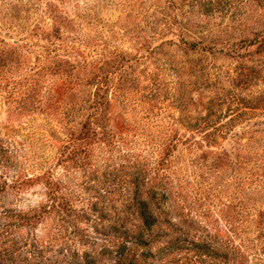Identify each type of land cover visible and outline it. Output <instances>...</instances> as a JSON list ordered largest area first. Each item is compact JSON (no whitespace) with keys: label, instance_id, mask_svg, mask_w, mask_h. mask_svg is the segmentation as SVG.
Returning a JSON list of instances; mask_svg holds the SVG:
<instances>
[{"label":"rangeland","instance_id":"obj_1","mask_svg":"<svg viewBox=\"0 0 264 264\" xmlns=\"http://www.w3.org/2000/svg\"><path fill=\"white\" fill-rule=\"evenodd\" d=\"M17 5L0 4L9 56L0 57V137L9 173L33 183L44 172L60 177L67 159L79 196L71 212L16 228L15 215L37 207L44 188L1 193L4 261L74 264L83 252L112 264L99 248L109 244L110 226L144 222L131 202L142 190L156 223L149 264H264V54L240 63L179 45L139 50L134 35L148 33L128 0H74L73 29L58 33L42 7ZM99 96L110 103L106 112L94 104L101 99L93 102ZM175 240L178 247L166 249ZM200 241L216 251H196L190 243Z\"/></svg>","mask_w":264,"mask_h":264},{"label":"trees","instance_id":"obj_2","mask_svg":"<svg viewBox=\"0 0 264 264\" xmlns=\"http://www.w3.org/2000/svg\"><path fill=\"white\" fill-rule=\"evenodd\" d=\"M17 2V7L14 10L24 9V6L42 7L44 17L52 21L53 28L58 30L66 27L72 28L73 17H70L69 6L74 0H0V4ZM77 1V0H75ZM87 1V0H86ZM133 5H138L140 8L136 11L137 25L141 26L143 31L148 35H134L133 41L138 46V49H160L164 46L179 45L187 50L201 51L208 54L212 59L228 58L231 60L241 62L251 61L256 54H264V0H128ZM78 4V2H75ZM14 13L13 9L9 11ZM14 25V24H13ZM74 25V24H73ZM17 28H21V24L16 23ZM36 31L45 32L38 23L34 26ZM133 37V36H132ZM8 43L0 39V57L3 61L9 60L6 53ZM127 54L124 52L122 56ZM6 55V56H5ZM18 63V62H17ZM5 66V63L0 62V67ZM235 70V69H234ZM237 70H235L236 72ZM229 73V77L234 73ZM0 73V81L4 76ZM2 76V77H1ZM102 100L98 102L99 100ZM93 102H98L99 106L103 105L102 110L106 112L109 106V101H105L103 96H99ZM251 105H254L252 103ZM264 105V104H262ZM251 107V108H258ZM236 115L240 112L236 110ZM232 116L229 121L234 120ZM104 115L96 120H103ZM208 123H213L211 118L202 119ZM83 124V129L89 131L91 127V120L86 119ZM216 120H214L215 122ZM100 123V122H98ZM224 124H222L223 127ZM221 128L217 127L216 131ZM214 133V132H213ZM223 133V132H222ZM222 133L219 134L222 137ZM210 135L213 136L212 133ZM225 136V135H224ZM8 147L2 142L0 137V194L11 190L19 194L26 189H29L34 184H41L43 186L44 200L39 202V205L34 208H29L25 212H19L12 216L14 218L13 226L16 228L36 226L42 216L46 214H53V212H60L62 209L71 212L74 205V200L77 196V191L73 190L72 183L66 178L69 172V163L67 159H63L62 165L64 168L63 175L55 177L51 172H44L35 178L34 183L31 179L21 176V174H13L10 176L7 151ZM138 175L143 174L144 171L138 168ZM145 170V168H144ZM10 177V178H9ZM142 178V177H141ZM140 178L135 179L138 183ZM33 183V184H32ZM143 187V185L141 184ZM29 187V188H28ZM139 185L137 184V188ZM142 190L137 191L131 202L133 207L141 217L142 221L139 224H115L110 226V240L106 241L108 245H102V248L109 252L112 264H149L148 258L152 256L148 252L152 244V235L148 233L149 230L155 226V222L149 218L146 212L149 210L148 201L142 197ZM150 195L149 191H145ZM151 195L149 201L153 200ZM147 206V207H146ZM147 208V209H146ZM152 211V210H151ZM98 212V210H93ZM129 213V212H128ZM9 226V227H10ZM3 234H9V228L2 229ZM196 251L201 252L204 248L206 252L213 253L216 251V246L208 244L205 248L203 242L190 243ZM177 241L168 243L166 249L177 248ZM9 251V250H8ZM8 252H3L6 255ZM86 254V253H85ZM83 252L78 255L82 258L74 264H101L100 257H87ZM113 254V255H111ZM85 255V258L83 257ZM209 255V254H208ZM74 258L78 259L75 255ZM0 260L4 264H15L13 260L6 259L0 255ZM87 260H89L87 262ZM0 261V264H3ZM103 264H108L105 261Z\"/></svg>","mask_w":264,"mask_h":264}]
</instances>
